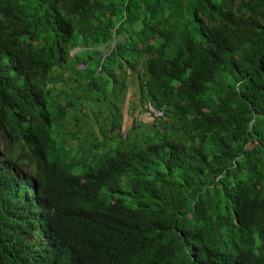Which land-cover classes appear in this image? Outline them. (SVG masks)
<instances>
[{
	"label": "trees",
	"instance_id": "16d2710c",
	"mask_svg": "<svg viewBox=\"0 0 264 264\" xmlns=\"http://www.w3.org/2000/svg\"><path fill=\"white\" fill-rule=\"evenodd\" d=\"M76 65L162 118L76 146ZM0 264H264V0H0Z\"/></svg>",
	"mask_w": 264,
	"mask_h": 264
},
{
	"label": "rangeland",
	"instance_id": "374dc122",
	"mask_svg": "<svg viewBox=\"0 0 264 264\" xmlns=\"http://www.w3.org/2000/svg\"><path fill=\"white\" fill-rule=\"evenodd\" d=\"M83 50V47L78 46V48L74 49L70 55L77 53L76 58L80 61L81 59H84L85 61L88 60V56L93 57L94 52H84ZM106 55L107 52L103 54V56ZM67 64H73V62L69 61ZM70 66L71 65H69L68 68H70ZM86 67L87 65H84V67L76 65L74 67L75 71H68L69 73L64 75V86L60 87L62 91L60 96L56 99V103H61V105L70 101L67 93L74 95L73 99L77 97L82 99L79 102H76V108L69 110L66 118L68 131L72 132V135L75 138H78L76 146L79 142H81L83 146L88 145V142L91 139V134L95 135L94 139L96 138L98 142H102V132L111 129L109 125H106V122L110 124L109 121L104 122V119H108V116L111 113H114L117 108L118 115L120 116L117 117L119 124L111 134H107L113 141L118 138L116 134L125 136L134 126H137L138 130H145V128L138 126L139 123L148 125L154 123L156 118L152 115H147V111H145L147 106H140L139 95L135 90V79H132L128 84L121 106L119 103L111 101L108 94H105L103 98V95L99 91H90V94H87L85 103V90L79 87L76 81L71 78L77 79L79 84L86 87V84L91 82L89 73L83 71ZM100 75L101 74L96 73V76ZM96 76L94 74L92 78L95 80ZM103 80H105L104 77L102 81ZM132 136L133 134H131V137Z\"/></svg>",
	"mask_w": 264,
	"mask_h": 264
},
{
	"label": "built area",
	"instance_id": "2783aa9c",
	"mask_svg": "<svg viewBox=\"0 0 264 264\" xmlns=\"http://www.w3.org/2000/svg\"><path fill=\"white\" fill-rule=\"evenodd\" d=\"M147 115H152L155 118H162V113L155 111L153 108L147 106L146 107Z\"/></svg>",
	"mask_w": 264,
	"mask_h": 264
},
{
	"label": "water",
	"instance_id": "95a60500",
	"mask_svg": "<svg viewBox=\"0 0 264 264\" xmlns=\"http://www.w3.org/2000/svg\"><path fill=\"white\" fill-rule=\"evenodd\" d=\"M98 71L100 72V69Z\"/></svg>",
	"mask_w": 264,
	"mask_h": 264
}]
</instances>
